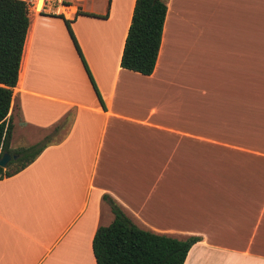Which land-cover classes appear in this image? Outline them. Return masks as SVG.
Listing matches in <instances>:
<instances>
[{"label":"crops","instance_id":"1","mask_svg":"<svg viewBox=\"0 0 264 264\" xmlns=\"http://www.w3.org/2000/svg\"><path fill=\"white\" fill-rule=\"evenodd\" d=\"M133 4L62 15L99 96L63 19L30 17L9 148L15 129L45 145L0 179V264H96L93 233L113 217L103 194L141 228L198 237L182 264H264V84L250 68L264 0H166L148 75L119 66Z\"/></svg>","mask_w":264,"mask_h":264},{"label":"trees","instance_id":"2","mask_svg":"<svg viewBox=\"0 0 264 264\" xmlns=\"http://www.w3.org/2000/svg\"><path fill=\"white\" fill-rule=\"evenodd\" d=\"M165 12L166 0H134L120 54V67L142 75L151 73ZM53 16L63 19L60 14ZM29 22L23 0H0V155L7 152L16 156L0 167V179L25 167L45 145L42 142L17 149L9 148L11 122L6 118ZM63 23L99 96L71 31L70 20L63 19ZM99 100L101 102L100 97ZM11 164L16 166L9 170ZM102 198L109 205L113 217L107 225L97 226L93 233L91 250L96 264H182L188 248L198 239L196 236L177 238L141 228L108 195L103 194Z\"/></svg>","mask_w":264,"mask_h":264},{"label":"rangeland","instance_id":"3","mask_svg":"<svg viewBox=\"0 0 264 264\" xmlns=\"http://www.w3.org/2000/svg\"><path fill=\"white\" fill-rule=\"evenodd\" d=\"M255 39L253 41V54H252V62H250L251 68V82L252 84H264V26L256 25L255 26ZM226 44V42H224ZM231 43V44H230ZM229 45V55L231 57V62L240 61L242 57L243 49L240 46V42L231 39L228 43ZM224 56L226 53L224 52ZM63 130L58 131V134L50 135L48 139L57 140L60 137V134ZM26 134H22L21 130L15 129L13 133L12 144L14 147H22L27 146L31 141L27 137V133H34L30 129L25 131ZM44 133V132H42ZM47 133V131L45 132ZM44 133V134H45ZM16 164H11L8 168L11 170L15 167Z\"/></svg>","mask_w":264,"mask_h":264},{"label":"built area","instance_id":"4","mask_svg":"<svg viewBox=\"0 0 264 264\" xmlns=\"http://www.w3.org/2000/svg\"><path fill=\"white\" fill-rule=\"evenodd\" d=\"M81 0H23L26 13L30 17L38 15H64L70 6Z\"/></svg>","mask_w":264,"mask_h":264},{"label":"water","instance_id":"5","mask_svg":"<svg viewBox=\"0 0 264 264\" xmlns=\"http://www.w3.org/2000/svg\"><path fill=\"white\" fill-rule=\"evenodd\" d=\"M15 157L16 156L14 154L3 152L0 155V167H4L11 158H15Z\"/></svg>","mask_w":264,"mask_h":264}]
</instances>
